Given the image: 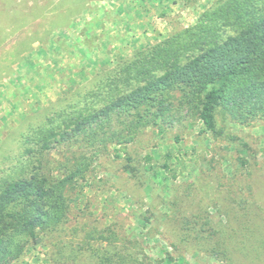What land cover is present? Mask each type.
<instances>
[{"label": "trees", "instance_id": "trees-1", "mask_svg": "<svg viewBox=\"0 0 264 264\" xmlns=\"http://www.w3.org/2000/svg\"><path fill=\"white\" fill-rule=\"evenodd\" d=\"M8 7H0V24L8 20ZM22 18L31 19L21 16L7 27L16 31ZM78 89L77 100L63 99L50 121L22 137L29 160L0 183V264L22 262L39 235L51 264H153L140 239L126 236L118 222H92L89 204L70 218V189L88 179L92 150L129 145L176 114V121L193 118L201 132L228 142L239 138L225 131L226 123L264 120V0H213L195 25L136 51ZM241 147L245 154L255 150ZM171 190L160 206L169 210L162 227L175 251L220 264H264V220L248 218L240 187L222 194L221 203L192 184ZM212 208L224 211L225 223L211 217Z\"/></svg>", "mask_w": 264, "mask_h": 264}, {"label": "rangeland", "instance_id": "rangeland-1", "mask_svg": "<svg viewBox=\"0 0 264 264\" xmlns=\"http://www.w3.org/2000/svg\"><path fill=\"white\" fill-rule=\"evenodd\" d=\"M99 1L26 0L17 8L22 0H0V7L9 6L8 20L0 24V183L29 160L21 148L22 137L50 121L66 99L77 100L78 87L108 69L92 68L96 65L89 48L108 36L101 29L103 12L95 6ZM212 1L188 0L184 7L187 3L179 0L180 7L174 10L179 24L173 31L195 25ZM21 16L31 19L22 18V26L16 31L7 27ZM87 57L92 63L83 68ZM175 117L169 124L160 122L157 127L146 128L129 145L92 150L88 179L70 189V218L89 204L92 222L97 219L101 227L118 222L126 236L140 239L143 255L153 264H220L201 253L189 255L170 246L162 227V216L169 215V210L160 206V201L171 197V188L192 184L201 195L206 194L207 200L215 196L221 203L222 194L240 187L250 205L248 218L264 220V120L249 125L226 123L225 131L239 138L228 142L201 132L200 121H176ZM242 143L255 150L249 148L245 154ZM77 150L76 146L71 149ZM209 212L214 220L225 223L224 211L222 215L215 208ZM85 216L80 214L78 219L83 221ZM240 218L243 221V216ZM43 239L39 235L17 264H51L49 246Z\"/></svg>", "mask_w": 264, "mask_h": 264}, {"label": "crops", "instance_id": "crops-1", "mask_svg": "<svg viewBox=\"0 0 264 264\" xmlns=\"http://www.w3.org/2000/svg\"><path fill=\"white\" fill-rule=\"evenodd\" d=\"M180 1L187 3L184 4L187 7L188 0ZM180 3L179 0H100L95 6L103 12L101 29L108 36L89 47L96 65L92 68L110 69L135 51L164 40L163 37L173 31V26L179 24L174 10L180 7ZM85 59L83 68L92 63L88 57Z\"/></svg>", "mask_w": 264, "mask_h": 264}]
</instances>
